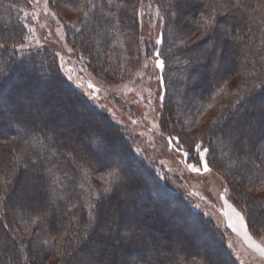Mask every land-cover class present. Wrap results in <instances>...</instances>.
<instances>
[{
  "label": "trees",
  "instance_id": "obj_1",
  "mask_svg": "<svg viewBox=\"0 0 264 264\" xmlns=\"http://www.w3.org/2000/svg\"><path fill=\"white\" fill-rule=\"evenodd\" d=\"M80 1L69 0L68 4ZM163 1L170 20L160 47L167 89L161 124L173 134L183 132L188 146L201 135L211 140L210 163L225 170L230 188L243 198L249 225L262 230L264 196L255 199L238 189L264 191V165L257 159L264 155V119L259 121L252 114L254 109H264V87L246 93V85L239 92L224 88L244 70L264 72L259 70L264 49L258 48L261 35L257 34L264 30V10H250L249 17L224 25L231 37L225 39L223 32L206 35L210 32L206 25L212 21L207 15H197L192 0ZM101 2L84 0L88 15L80 23V32L70 29L69 34L108 78L112 70L107 68H121L122 60L113 46L115 37L126 32L131 33L132 42L138 38V19L130 10L137 0H116L120 6L116 3L111 10L108 6L100 9ZM22 3L27 0H0V44L10 38L0 49V96L5 98L0 110V142L18 143L33 159L43 158V167L38 176L21 168L13 177L8 150L0 148V190L6 178L15 181L9 208L0 202V264H47L52 259L58 264H103L100 257L110 246L107 264H119L116 256L121 254L126 258L120 264H195L198 258L197 264L201 259L209 264H237L224 247L222 233L196 213L182 192H162L164 200L157 196L156 190L162 191L164 185L138 160L130 140L111 116L66 82L53 53H29L19 59L11 44L18 46L21 36H26L20 11L15 9ZM95 4L97 10L92 12ZM192 30L202 32L200 39H194ZM215 104L214 120L200 135H188L180 113H188L187 118L200 116ZM242 109H248L251 118L243 120ZM246 122L249 127L243 130L241 125ZM92 177L100 182L105 178V185L92 182ZM89 189L101 195L92 217L81 202ZM23 213L37 227L22 238L11 227ZM33 233L40 236L36 246L28 243L37 239ZM170 244L177 245V251L170 250ZM24 248L33 254L31 262Z\"/></svg>",
  "mask_w": 264,
  "mask_h": 264
},
{
  "label": "rangeland",
  "instance_id": "obj_2",
  "mask_svg": "<svg viewBox=\"0 0 264 264\" xmlns=\"http://www.w3.org/2000/svg\"><path fill=\"white\" fill-rule=\"evenodd\" d=\"M83 1L81 0L78 5L76 3L75 5H70L68 4L69 0L65 3L60 0H27L26 4L22 3V6L15 7V9L18 8L17 10L20 11L19 20L26 33L24 42L26 44L29 41L31 42L23 50L19 48V45L17 46L19 59L29 53L45 51L53 53L57 57L59 69L66 82L81 92L91 104L111 116V121L122 128L126 139L130 140L138 160L152 169L153 177L157 178L165 186H163L162 191H160V188L156 190L159 193L157 196H161V200H164L165 195L162 192L169 194L170 192L176 194H178L177 192H182L196 213H200L201 217L210 226L222 233L225 243L224 247L229 253L233 254L237 264H264V256H261L255 248L250 246L249 241L245 239L242 233L233 232L229 227L225 213L230 211L228 205L231 204L236 211L243 215L252 242L264 247V229L251 228L243 209V198L230 188L228 174L225 173V170L211 164L209 161V152L212 147L211 140L201 135L196 142L188 146L185 135L173 134L165 130L161 124L167 89L163 75L166 66L162 53L160 54V47L163 42L165 26L170 20L166 14L165 2L163 0H137V4H131V13H133L134 17L136 14L139 23L138 38L132 42L131 33L126 32H121L115 37L113 46L115 53L119 54V58L122 60L121 68H107L112 70V76L107 78L97 66H94L89 54L74 43L72 36L69 34L71 33L70 29L73 32H80V23L88 15V7H85ZM258 1L260 3L264 2V0ZM88 3L89 1H87ZM116 3L120 6L119 2ZM95 10H97V7L93 6L91 11L94 12ZM157 10H159V15H157ZM258 10L261 11L259 8ZM26 12L30 14L27 18L24 15ZM49 12L56 15H49ZM32 13L35 15H31ZM263 14L264 12L261 11V15ZM28 29H32V31ZM201 33H195L194 39ZM263 33L264 30H262V33H257L261 35L260 42L258 41L259 49H264ZM224 37L225 39L231 38L229 34ZM157 41H160V43H157ZM256 44L257 42L254 46ZM225 49L226 46H223V52ZM157 53H159L158 59L164 62L163 68L158 67L156 64ZM258 63H261L263 67L259 70L264 71V59L260 58ZM119 73L122 75L118 76ZM259 75L258 70L252 72L244 70L237 77L230 79L224 89L239 92L244 90L246 85V91L244 90V93H246L254 90L253 84L257 86L255 89H259L260 80L256 78ZM69 77L71 78L69 79ZM2 94L4 95V93ZM4 104L5 98L0 96V110L4 109ZM216 107L218 108L217 104L213 107L209 105L200 116L196 114L188 118L184 116H187L188 113L183 115L180 111L181 120L187 134L200 135L214 120L217 114L215 112ZM234 109H237V107L234 106ZM247 110L242 109L241 111L243 120L248 117ZM252 114L258 116L259 121L264 119V109H254ZM251 115L248 119L251 118ZM239 121L241 122V116ZM248 127L247 122L241 125L243 130H247ZM180 128L179 130L182 131L183 128ZM261 131H264L263 126H261ZM174 136H180V138L169 143V137ZM197 144H202L203 148L208 149L206 159L209 161L211 168L209 173H205L202 167L201 172L198 174L191 172L188 168V163H195L192 157L196 155L195 148ZM191 146L192 149L189 148ZM184 151L189 153L188 157L183 156ZM90 180L100 184V186H104L106 181L104 178L100 182L97 179H93V177ZM79 185L81 188L82 184ZM225 189H227V193H225ZM238 190L249 197L259 200L264 196V191L252 192L244 188V186ZM86 191L82 194L83 201L81 202L87 209L89 217H92V214H94L93 206L96 205L101 195L98 194L99 191L97 190L89 189ZM0 216L2 215L0 214ZM161 216H156L155 218L160 219ZM33 221L32 218L29 219V216L23 213L17 222L13 221L15 224L11 227V231L18 230L19 235L17 236L23 238L31 228L34 230L37 227V222L33 223ZM161 232L163 234L164 230ZM169 232L173 234V231ZM187 233L190 236L195 235L194 231H188ZM39 237V235L34 237L37 238L35 243H40ZM199 237L201 236L199 235ZM175 246L178 248L177 245ZM176 247L170 244L169 249L177 251ZM31 248L30 250L33 252ZM112 248L110 246L109 252H104L100 257V261L103 264H107V256L110 255ZM207 250L210 251V248ZM24 251L27 252V257L29 262H31L33 254L29 253L26 248H24ZM125 258L124 254H121L119 258L116 256L119 264L124 262ZM26 260L28 262V259ZM197 260H200V258L195 260V264H197ZM201 261L199 264H209L206 260L204 262ZM47 264H58V260L52 259Z\"/></svg>",
  "mask_w": 264,
  "mask_h": 264
},
{
  "label": "snow or ice",
  "instance_id": "obj_3",
  "mask_svg": "<svg viewBox=\"0 0 264 264\" xmlns=\"http://www.w3.org/2000/svg\"><path fill=\"white\" fill-rule=\"evenodd\" d=\"M193 6L197 9V15H207L208 19L212 21L211 24L206 25L207 28L210 29V32H207L206 35L209 37L215 36L218 32H223L224 35H228V29L224 27V25L233 23L234 20H243L250 16L251 12H255L258 8L264 10V2L262 3H254L252 0H192ZM97 7L96 5H93ZM108 6L111 8L117 7L116 0H107V4H105L102 0L101 4L98 6L100 9ZM251 10V12H250ZM215 13V16L213 15ZM25 18H27L30 14L24 13ZM31 15H35L32 13ZM49 15L55 16V13L49 12ZM157 15H159V10H157ZM32 31V29H28ZM192 34H194V30H192ZM191 39V34L188 37ZM8 39H4V43L0 44V49L4 48L6 44H8ZM200 39V38H197ZM25 38L21 36L19 41V48L21 50L27 48L31 42L28 44L24 42ZM160 43V41H157ZM12 49H16V43L11 44ZM71 51V49H69ZM264 55V53H261ZM156 64L158 67L163 68L164 62L160 59L159 53L156 54ZM62 60V58H61ZM71 77H69L70 79ZM257 79L260 80V86L264 87V73H261ZM91 87V85H90ZM253 89L257 86L253 84ZM223 91L222 89L220 90ZM175 131V128L172 129ZM180 135H184L182 132ZM180 136L169 137V143H172L175 140H178ZM6 147L10 156V174L15 177L19 175V169L23 168V170L27 172H33L37 176L40 173V169L43 167V158L40 160L33 159L32 156L28 154L26 149L15 142L3 141L0 142V148ZM91 147V145H89ZM242 150L243 146H242ZM196 155L192 157L195 163H188V168L193 173H200L201 167L205 173L211 172V168L209 166V161L206 159V154L208 153V149L203 148L202 144H197L195 148ZM37 155H39L37 153ZM183 156L188 157L189 153L184 151ZM257 159L260 160V163L264 165V155L257 156ZM259 168V165L256 166ZM7 175V174H6ZM119 185H117L118 187ZM15 187V181L5 179L3 182V188L0 190V202L4 204L5 209L9 208L8 197L11 195V189ZM225 193H227V189H225ZM227 203V201H226ZM229 212L225 213V216L228 219L229 227L233 232L242 233L246 240L249 241L250 246L255 248L256 251L260 253L261 256H264V247L259 244H255L252 242L251 237L247 231V225L245 223L243 215L240 212L236 211V209L229 204ZM31 219V217H29ZM35 223V221H33ZM105 235H107V231L103 230ZM16 235H19V231L16 230ZM35 236L36 234H31ZM29 244L35 245V241L30 239L28 241Z\"/></svg>",
  "mask_w": 264,
  "mask_h": 264
}]
</instances>
